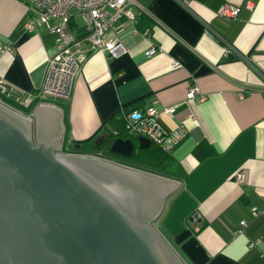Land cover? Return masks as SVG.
<instances>
[{
    "label": "crops",
    "instance_id": "crops-1",
    "mask_svg": "<svg viewBox=\"0 0 264 264\" xmlns=\"http://www.w3.org/2000/svg\"><path fill=\"white\" fill-rule=\"evenodd\" d=\"M225 2L239 6L236 17L216 14ZM131 10L132 19L105 33L124 46L113 58L85 38L82 15L72 13L68 28L86 60L60 98L40 94L55 35L23 28L37 16L31 3L0 0V100L23 112L56 107L67 148L112 117L117 131L123 113L154 106L165 130L185 129L170 170L143 169L177 183L155 225L187 264H264V0H136ZM192 86L203 100L189 97ZM138 137L127 138L136 146Z\"/></svg>",
    "mask_w": 264,
    "mask_h": 264
},
{
    "label": "water",
    "instance_id": "water-1",
    "mask_svg": "<svg viewBox=\"0 0 264 264\" xmlns=\"http://www.w3.org/2000/svg\"><path fill=\"white\" fill-rule=\"evenodd\" d=\"M62 132L56 107L0 100V264H187L155 225L177 183L115 162L149 140L115 138L113 161Z\"/></svg>",
    "mask_w": 264,
    "mask_h": 264
},
{
    "label": "built area",
    "instance_id": "built-area-1",
    "mask_svg": "<svg viewBox=\"0 0 264 264\" xmlns=\"http://www.w3.org/2000/svg\"><path fill=\"white\" fill-rule=\"evenodd\" d=\"M32 4L37 16L26 18L22 21L24 29L33 30L44 27L55 35V52L49 57L47 71L40 94L68 98L73 79L81 65L86 60V54L80 44V39L74 36L68 28V20L72 13H79L83 18L85 38L89 39L93 46L101 48L110 58L117 57L124 52V46L120 40L112 36H105V33L113 28L116 21L127 16L133 18L131 5L136 0H25ZM239 6L233 3H224L217 15L225 18L236 17ZM53 20V22H51ZM10 51V47H6ZM0 50L3 51L2 46ZM154 52L151 46L145 51L146 56ZM179 63L173 61L171 67H177ZM199 95V100L204 99V95L198 91L196 86L189 88V97ZM18 100L25 106L30 103L31 98L21 95ZM170 112L171 108L165 109ZM157 110L154 106H149L143 110L133 109L122 114L125 131L129 134L142 136L150 143L158 146L166 152H170L177 140L184 134L185 129L178 126L173 131L165 130L158 118ZM105 159H111L101 153L90 154ZM113 160V159H111ZM115 161V160H113ZM244 173L238 172L235 176L240 181H244ZM253 214H257L253 208ZM240 225H245L241 220ZM255 242H250L253 246ZM264 259V251L262 252Z\"/></svg>",
    "mask_w": 264,
    "mask_h": 264
},
{
    "label": "trees",
    "instance_id": "trees-1",
    "mask_svg": "<svg viewBox=\"0 0 264 264\" xmlns=\"http://www.w3.org/2000/svg\"><path fill=\"white\" fill-rule=\"evenodd\" d=\"M113 118L114 117L110 118L107 123H103V125L90 137L80 140L81 148L76 149V151L91 154L101 153L113 160L117 158H114L109 154L108 148L115 138H127L128 133L125 131L123 120H118L116 123L117 131H112V129L109 128V123L113 120ZM99 134L104 135V137L102 138V136ZM121 159L124 160L123 163L138 167L140 169L152 170L153 172L156 171L159 173H162L165 170H170L173 167V165L171 166L169 152L162 150L153 143H150L145 148H137L133 151L130 157H121Z\"/></svg>",
    "mask_w": 264,
    "mask_h": 264
},
{
    "label": "rangeland",
    "instance_id": "rangeland-1",
    "mask_svg": "<svg viewBox=\"0 0 264 264\" xmlns=\"http://www.w3.org/2000/svg\"><path fill=\"white\" fill-rule=\"evenodd\" d=\"M91 135H89V136H87L86 138H88V137H90ZM86 138H84V139H86ZM68 139H69V136L67 135L66 136V139H65V141H64V144H62V147H63V150H66V149H73V145H71L69 148H67V146L68 145H66V144H68ZM82 140V139H81ZM77 152H79V153H84V152H80V151H77ZM85 154V153H84ZM88 154H91V153H88ZM119 161H115V162H118V163H122V164H124V165H126V166H131V167H134V166H132V165H129V164H126V163H123L124 162V160L123 159H121V158H117ZM135 168H138V167H135ZM140 169V168H139ZM141 170H143V169H141ZM161 176H164V175H161Z\"/></svg>",
    "mask_w": 264,
    "mask_h": 264
},
{
    "label": "flooded vegetation",
    "instance_id": "flooded-vegetation-1",
    "mask_svg": "<svg viewBox=\"0 0 264 264\" xmlns=\"http://www.w3.org/2000/svg\"><path fill=\"white\" fill-rule=\"evenodd\" d=\"M28 106V105H27ZM75 150V149H74ZM76 151V150H75Z\"/></svg>",
    "mask_w": 264,
    "mask_h": 264
}]
</instances>
